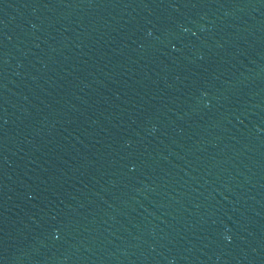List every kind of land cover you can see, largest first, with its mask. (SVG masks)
<instances>
[{
    "label": "water",
    "instance_id": "95a60500",
    "mask_svg": "<svg viewBox=\"0 0 264 264\" xmlns=\"http://www.w3.org/2000/svg\"><path fill=\"white\" fill-rule=\"evenodd\" d=\"M0 24L108 27L264 49V0H0Z\"/></svg>",
    "mask_w": 264,
    "mask_h": 264
}]
</instances>
